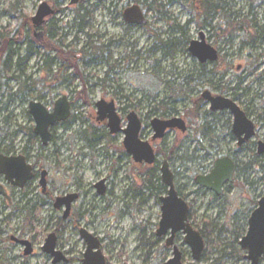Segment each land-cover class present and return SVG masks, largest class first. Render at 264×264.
Instances as JSON below:
<instances>
[{
  "label": "rangeland",
  "instance_id": "374dc122",
  "mask_svg": "<svg viewBox=\"0 0 264 264\" xmlns=\"http://www.w3.org/2000/svg\"><path fill=\"white\" fill-rule=\"evenodd\" d=\"M140 1L141 4L135 0H86L78 6H70V0H57L60 13L52 21L57 23L59 35L66 38L65 46L75 47L79 52L87 41V36L77 32V27L73 24L79 9L81 14H84V10L85 13L89 12L86 18L88 29L85 33L95 36L105 47L111 40L117 43L120 41V44H116L110 52V58L107 57L109 55L105 48V57L98 58L99 62L93 61L88 65L80 63L79 71L72 68L67 72L69 77H78L72 83L76 89L72 94L63 84L52 78L48 79L46 74L39 71L40 56L46 57L47 51L36 42L35 48L40 55L30 60L24 68V74L13 68L11 75L22 76V82L27 78L38 81L39 86H36L35 92L25 97H14V104L10 105V96L19 91L20 84L14 79L4 81L0 93V118L5 119L7 115L14 113V127L10 129L2 124L0 138L5 134L11 138L13 133L19 132L16 137L18 150L23 147L28 138L30 123L26 113L31 101L53 108L58 99L66 96L68 101L74 103L76 121L67 129L57 130L55 145L49 149L41 145L35 146L34 151L36 155L42 156L41 162L36 161L40 168L50 171L56 189H60L63 194L80 195L75 205L78 217L73 223L68 221L65 224L66 233L62 235L63 245L71 252L68 264H82L78 260L83 259L81 255L86 250L84 240L79 231L75 230L76 226L86 229L101 241V251L108 264H166L174 257L172 247L167 248L166 240L157 236L161 220L158 201L166 195L164 190L160 191L164 186L160 168L165 160L169 162L175 176L176 188L190 206L191 226L204 232L209 239L205 240V250L200 261L195 262L185 235L178 233L175 244L183 254V264H214L217 259H221L219 264H250L246 259L247 252L242 250L240 242L247 233L248 220L255 204L264 197V156L257 158V143L264 141V48L241 50L240 35L230 38L222 34L224 24H221V15L213 19L212 28L200 30L198 23L203 20H198L183 0L158 1V4L165 7L167 18L162 17L164 11H146L142 4L145 0ZM153 1L149 0L147 5ZM211 1L213 0H207L205 5L209 7ZM214 1L225 4L233 14L240 13L238 15L242 16L245 24L250 23L251 15H257L264 22V2ZM41 3L55 5L54 0H0V32L8 38L12 35L16 38L18 34L19 39L24 40L30 19ZM133 5H139L147 18V25L136 27V30L128 29L123 19V12ZM13 6L16 7L14 10ZM251 7L254 10L249 14ZM115 21L121 23V26L115 24ZM174 25L184 27L187 35H181V32L174 29ZM248 32L252 36V28ZM200 33H204L208 44L221 48V57L228 56L226 63L218 60L204 65L205 80H195V85L191 82L190 87L194 92L189 100L176 105L177 113L170 112L165 117L162 111L153 113L158 103L168 97L166 81L188 75H195L194 80L202 70L201 64L188 51L191 41L199 40ZM156 34L165 41L176 40L173 42L172 58L163 60L161 53L153 50ZM75 38H78V43L74 42ZM243 39L248 38L243 36ZM20 52L21 57L26 56V47L22 46ZM55 55V52H50V57ZM92 59L89 58L88 62ZM16 60L15 58L14 63ZM120 60L122 61L119 63ZM253 61L254 68L250 66ZM228 64L233 65L232 69H228ZM249 67L254 69L253 73H250ZM213 69L219 72L216 76L208 74ZM77 74H82L87 83ZM103 79L107 80L106 85L95 86ZM210 79L221 87H234L242 79L244 81L241 87L247 91H240L238 95L233 92H215L207 84ZM205 91L236 102L258 126L257 135L252 142L242 149L237 147L236 138L232 134L233 116L228 111L208 117V121L213 124L214 139L195 132L197 123L187 117L184 107H192V101L201 98ZM100 100L108 103L114 101L123 127H126L128 114L134 112L138 115L144 123L141 140L149 142L156 153H159L157 164L149 166L135 163L123 146L124 135L111 137L107 125L97 122L96 103ZM204 109L208 111V105L205 104ZM173 118L184 119L189 125L188 132L183 134L174 130L163 140L152 141L154 131L150 126L151 121ZM17 126L22 127L24 132L17 130ZM166 156L173 160L169 161ZM231 156L238 161L239 173L224 196L219 197L196 185V177L209 174L216 160ZM148 179L151 180L153 190L147 187L150 185L146 182ZM101 183L106 189L103 195L96 188ZM140 188L143 190H139ZM140 191L144 194L143 203L131 198ZM126 192L130 199L126 198ZM24 206L31 208L33 205L25 204L22 207ZM11 211L7 209L5 214L8 215ZM59 216L61 217L52 206L45 209L39 207L29 215L17 211L13 221L14 230L21 233L32 231L31 234L36 233L40 238L36 252L31 257H24L19 247L14 248L9 256V259L14 258L12 264H52V260L40 247L44 232L56 228ZM3 219L5 216L0 213V221ZM29 223H32V227ZM2 226L6 227V223ZM260 264H264V257Z\"/></svg>",
  "mask_w": 264,
  "mask_h": 264
},
{
  "label": "water",
  "instance_id": "95a60500",
  "mask_svg": "<svg viewBox=\"0 0 264 264\" xmlns=\"http://www.w3.org/2000/svg\"><path fill=\"white\" fill-rule=\"evenodd\" d=\"M86 0H70V6H78ZM55 15L54 10L47 3H41L34 15L32 22L35 27H41L45 20ZM124 21L127 25L144 27L147 19L139 5H133L124 11ZM43 32H36L37 42L43 40ZM199 40L191 41L189 53L201 64H213L219 59V52L206 42L204 33H200ZM202 99L208 103L211 112L228 111L233 116V134L238 139L239 146H242L255 136V125L248 118L246 113L232 99L215 96L210 91L202 94ZM97 122H106L110 135H124L123 146L135 163L153 165L157 156L151 144L140 139L142 130V121L134 112L128 114L127 125L122 127V119L117 113L114 101L108 103L100 100L96 103ZM29 114L32 117L35 128L34 134L38 136L44 146L50 141L49 128L56 123H62L68 120L70 116V103L67 97L58 99L55 103L53 112H49L43 104L31 101L29 103ZM151 128L154 131V140H161L165 137L168 130H177L181 133L188 131L185 120L174 118L170 120L153 119ZM259 155L264 153V145L259 143ZM235 171V164L230 158L218 159L214 163L213 170L209 175L196 177V185L207 191L221 196L223 188L227 183L232 182ZM161 179L167 188V195L161 199V221L157 231L158 237H163L171 232L167 241V247L173 245L175 236L178 233L185 235V241L190 247L192 258L195 262L200 261L205 250V240L201 233L195 230L189 222L190 208L188 203L179 195L175 185V176L170 169L167 160L163 161L161 168ZM0 175H4L12 185L23 187L33 178V168L27 164L24 157L6 158L0 155ZM98 193L104 194L103 183L97 186ZM75 196L58 200L56 208L66 204L65 217L69 215L70 205L75 200ZM81 237L86 244V250L83 255V264H107L106 258L101 251V243L98 238L81 230ZM240 246L247 251L246 259L250 264H259L264 256V197L259 203L249 220V229L246 236L241 240ZM44 252L50 254L54 260L53 264L66 262V258L61 253L55 252V238L50 236L43 247ZM31 254L30 245L25 251V255ZM182 255L177 248L174 249V257L166 264H182Z\"/></svg>",
  "mask_w": 264,
  "mask_h": 264
},
{
  "label": "flooded vegetation",
  "instance_id": "af4514ba",
  "mask_svg": "<svg viewBox=\"0 0 264 264\" xmlns=\"http://www.w3.org/2000/svg\"><path fill=\"white\" fill-rule=\"evenodd\" d=\"M198 1H200V0H198ZM252 1L253 2H264V0H252ZM54 2H55V5L51 6V8L54 10L55 15L52 16V17L47 18L45 20L44 24L41 27H35L33 25V22H32V19H33L34 16L31 17L30 24L28 25V29L26 31V38H27L28 41H30L32 39V37L36 41V38H35L36 32H43L44 36H43L42 42H45L44 49L47 51V55H46L47 59L50 58V50H49L50 46H51L50 45L51 44V41H50L51 37H50V32H49L50 25H51V23L54 22V20L52 21V18H54L57 14L60 13V10H59V8H58V6L56 4L57 0H54ZM13 10H14V6H13ZM142 11H143V9H142ZM13 13H14V11H13ZM143 13H144V11H143ZM238 14H240V13H238ZM123 16H124V12H123ZM238 16L240 17V26L241 25L244 26L245 25V22H243L244 19H242L241 15H238ZM117 23H118V21H115V24H117ZM118 25L121 26V23H118ZM249 25H250V27L253 30L252 37H251V39H243V36H244L243 33L244 32H242L240 34V38L242 39L241 47L242 48H252V49L264 48V22H261L260 19H258L257 15H251V23ZM76 27H77V31H78V26L76 25ZM126 27L128 29H133V30L137 29L136 28L137 26H130V25H127V24H126ZM242 30H243V28H242ZM58 32H59V30H58ZM2 35H3V33L0 32V39L1 40H2ZM13 36L14 35H12V37ZM60 37H62L64 39V41H65V39H66L65 37H63V36H60ZM42 42H38V43H42ZM118 43L120 44V41ZM118 43L114 42V40H111L109 42L108 46L106 47L107 53L109 55V56H107L108 58H110V52L114 49L115 45L118 44ZM215 49L219 52V50L221 48L218 47V49L217 48H215ZM219 54H220V52H219ZM108 58H107V60H108ZM124 59H122V60H124ZM122 60H120L119 63ZM48 79H49V77H48ZM77 79H78V77L76 75H73L72 77H70V80L68 82H65L62 86L66 87V89H68V91H70L73 94V93L76 92V89L73 88L74 85L72 83L75 80H77ZM68 84H69V86L67 87ZM215 96H217V95H215ZM201 99H202V95H201ZM55 103H54L53 108L47 106L46 109L49 112H53L54 107H55ZM69 103H70V116H69L68 120H66L65 122L56 123L52 127L49 128L50 141H49L48 145L44 146L42 144L41 139L34 134L35 123H34L32 117L30 116L29 112L26 113V116H27V121L30 123L29 124V130L32 131V133H30L28 131V133H27L28 138L26 139V141L23 144V147L20 150H18V145H17L18 143H17V138H16L18 136L19 132L13 133L11 135L12 136L11 138H9L6 134L3 136V138H0V155L1 156L6 157V158L24 157L26 162H27V164L31 165L32 168H33V178H32V180L30 182H28L26 185H24L23 187L12 185L10 182L7 181V179H6V177L4 175H0V213L2 214V216H5V219L0 221V264H12V262L14 261V258L12 257V259L11 258L9 259V256H11L12 252H14V248L19 247L21 249V254L24 255V257H31L36 252L37 241H38V238H40V237H38V235H36V233H34L35 235L31 234L32 231H29V233H27V232L26 233H21V232H18L17 230H14V228H13V226H14L13 225V221H14V218L16 216L17 211L25 212V213H27L29 215V214H32L34 211L38 210L39 207L45 209V208H48L50 206H52L54 211L57 214L61 215V217L60 216L58 217L56 228L54 230H52V231H48L47 230L46 232H44V238H43L44 240L42 241V245H41L40 249L47 257H49L52 260V264H53L54 258L50 254L44 252V250H43V247L45 246L46 240L50 236L53 235L54 238H55V252L56 253H61L66 258V262H62L60 264H68L70 262L69 259H68V256H70L71 252L67 251L66 247L63 245L62 235H64L66 233L65 224L68 221H71L73 223L76 220V218L78 217V213L76 212L75 205L79 201L80 195L78 193L63 194L60 191V189H56L55 188V181L52 180V176H51L50 171H48V170H46L44 168H40L38 163H37V161H36V159H37L38 161L40 160L39 162H41L42 161V156L41 155L40 156L36 155L34 153L35 146H40L41 145L44 148L49 149L50 146L55 145L56 142H57V138H56L57 137V134H56L57 130H59V129H67L76 121V116H75V113H74L75 105H74V103L71 100L69 101ZM204 103L206 105H208V103H206L205 101H204ZM12 104H14V95L11 96V100H10V105H12ZM208 107H209V105H208ZM208 110L210 111V109H208ZM212 113L215 115L217 113H222V112H212ZM0 116H1V111H0ZM98 123H100V122H98ZM101 123L107 125L106 122H101ZM2 124L6 125L10 129H12L14 127V113H10L9 115L6 116L5 119H1L0 118V126ZM254 125H255V136L252 139H250L248 142L243 144L242 146H239L238 139L234 136L236 138L237 147L239 149H242L245 145H247L248 143L252 142V140L256 137L257 131H258V126L256 124H254ZM187 126L189 128L188 124H187ZM195 128H197V127H195ZM17 130H20V131L24 132V129L22 127H20V126H17ZM143 130H144V123L142 121L141 133H142ZM172 131H174V130H172ZM172 131L168 130L166 132V135L169 132H172ZM0 133H1V131H0ZM141 133H140V139H141ZM232 134H233V132H232ZM166 135H165V137H166ZM110 136L112 137L114 135H110ZM163 139H161V140H163ZM161 140H154L152 138V141H161ZM260 142H262V145H264V141H259L257 143V158L264 156V153L261 154V155H259V153H258L259 143ZM154 151H155V154H156V156L158 158V154L159 153H156L155 149H154ZM224 158H230L234 162L235 171H234V174H233L232 182L227 183L224 186L221 196H224L225 193L227 192L228 188L236 181L237 174L239 173V170H238L239 169V165H238L237 159L234 158L233 156L224 157ZM155 164H157V161L155 162ZM155 164L150 165V166H154ZM209 174H205V175H202V176H206V175H209ZM96 188H97V186H96ZM103 189H104V193H105L106 189H105L104 185H103ZM150 189H152V188H150ZM156 189H158V188H155V190ZM165 189L166 190L164 192H166V195H167V191L168 190H167L166 187H165ZM97 190H98V188H97ZM139 190H143V188H140ZM162 190L163 189L161 187L160 191L162 192ZM177 191H178V189H177ZM178 192H179V195L184 199L185 197L182 195V193L180 191H178ZM73 196H75L76 198L70 205L69 215L67 217H65V212H66V204H65V202H62L63 204L59 208H56L55 205L57 204L58 200H60V203H61V200H64L65 198L73 197ZM165 196H163V197H165ZM163 197H160L159 201H158V205H159L160 209H161V206H162L161 199ZM126 198L130 199V195L127 192H126ZM131 198L137 200V202H139V203L142 202V201L144 202V200H145L144 199V194L141 193V191L138 194L132 195ZM260 201L255 204V207H254L253 211L250 214L249 220H250L251 215L253 214V212L256 209L259 208ZM25 204H28V205L31 204L33 206L31 208H29L28 206L22 207ZM189 208H190V206H189ZM7 209H11L12 210L11 213L8 214V215L5 214V211ZM138 210H140L139 207H138ZM3 214H5V215H3ZM161 215H162V212H161ZM33 218H32V221H33ZM191 218H192V213H191V210H190L189 222H190ZM249 220H248V229H249ZM3 223L4 224L6 223V227L2 226ZM7 223H8V225H7ZM29 225H31V227H32V223H29ZM83 229L84 228H81L80 226H76L75 227V230L79 231L80 237H81V230H83ZM84 230H86V229H84ZM14 232H16L15 236L13 235ZM247 232H248V230H247ZM7 233H9L11 236H8L9 235L8 234L7 237H6ZM18 233H21V235H18ZM170 236H171V232H168V234L166 236L160 237V238H163V239L166 240L165 241L166 247H167V241H168ZM81 239H82V237H81ZM175 240H176V236L174 238L173 245L170 246L173 249V253H174V249L175 248H177L178 251L180 252L179 248L175 244ZM100 243H101V241H100ZM28 244L30 245L31 254L26 256L25 255V251H26V249L28 247ZM101 245H102V243H101ZM170 247H167V248H170ZM180 253H181L182 258H183L182 252H180ZM83 255H81L82 258H83ZM82 261H83V259H81V258L78 260L79 263H82ZM181 261H182V264H183V260H181ZM106 263L108 264L107 260H106Z\"/></svg>",
  "mask_w": 264,
  "mask_h": 264
},
{
  "label": "trees",
  "instance_id": "16d2710c",
  "mask_svg": "<svg viewBox=\"0 0 264 264\" xmlns=\"http://www.w3.org/2000/svg\"><path fill=\"white\" fill-rule=\"evenodd\" d=\"M149 0H145L142 4L145 6L146 11H156V12H163L162 17L167 18L166 16V10L163 5L158 4L159 0H154L153 3L148 4L147 2ZM234 1V0H229ZM136 3L141 4L140 0H135ZM184 3H186L194 15H196V18L198 20L202 19L203 21L201 23H198L199 29L203 30L206 28H212L211 22L213 19L221 15L223 16L221 24L223 23V27L221 29V32L224 36H228L230 38H237L242 32L243 35L251 39V35L249 34V30H251V27L249 24L246 23L244 26H240V17L237 13L233 14V12L228 9L225 4H222V2H215L214 0L211 1V4L209 7H207L205 4L207 0H183ZM173 3V2H172ZM56 4H58L56 2ZM16 8V7H14ZM254 8L251 7L249 14L253 13ZM84 14H81V10H77V15L73 19V24L78 26L79 33H83L85 36H87L86 43L82 46L81 50L79 52L76 51L75 47L72 48V46H65L64 39L60 37L59 32L57 30V23H51L50 25V37H51V46H50V52H55V57H50L47 59V57L40 56V62L41 67H39V71L46 74L49 78L54 79L59 84H64L65 82H68L70 80V77L67 76V72L71 70L72 68L79 71V66L81 64H91L93 61L99 62L98 58L105 57V46L101 45L100 42L96 39L95 36H92L88 33H85V31L88 29V25L86 23V18L89 15V12L85 13V10L83 11ZM169 21V20H168ZM244 22V21H243ZM244 24V23H243ZM243 28V30H242ZM174 29H176L178 32H181V35L186 36L187 33L184 32L185 28L180 27L179 25L175 26ZM157 35V34H156ZM17 37H6L5 35H2V43L0 44V93L3 89V83L4 81H8L9 79H14L19 82L20 89L17 93L13 94L14 97L18 96H27L29 93L35 92L36 86L40 83L38 81H32L30 78H27L22 82V76H15L11 75L13 68H15L18 72H21L24 74V68L25 66L30 62V60L34 57H37L40 55L37 48H35L36 41L34 39H31L30 41L27 40L25 37L24 40H20L18 34ZM75 43H78V38H75ZM176 42L175 39H169L167 41L162 40L161 36L157 35V38L155 39V45H154V51L160 52L162 55L163 60L167 58L173 57L174 49L172 48L174 46V43ZM26 47V56L21 57V47ZM40 46L45 47V42L40 43ZM18 47V49L16 48ZM14 48V49H13ZM75 49V50H74ZM168 49V51H166ZM255 50L252 48H241V50ZM64 50H69L68 52H64ZM226 57H219V62L226 63ZM15 58L16 63H14ZM89 58H93L92 61L88 62ZM101 58V59H102ZM250 58V56L248 57ZM102 63V61H100ZM255 62H251L250 66H253L254 68ZM228 69H232L233 65L228 64ZM55 68V70H54ZM202 70L196 75V79L193 80L194 77L191 75H188L187 77L184 76H178L177 78H172L169 81H166L165 84L167 85V89L169 90L168 97H165L162 99L158 106L153 110V113H157L159 111L163 112V117H165L167 114L171 113H177V104H181L184 101H187L192 96L194 89L190 87L191 82L196 84L197 81H204L205 80V74L206 69L204 66L201 67ZM250 73L254 72V69L252 67H249ZM219 72L216 71V69L211 70L208 74L210 76H216ZM80 78H82L85 83L86 80L83 77L82 74H77ZM179 80V83L177 81ZM198 81V82H199ZM244 80L240 79L237 84L234 87H221L219 85H216L213 83V79L209 80V86L214 89L215 92L220 93H227V92H233L234 95H238L240 91H247L246 89H242V82ZM107 80L103 79L100 80L98 83L95 84V86L105 84L106 85ZM31 83V84H30ZM29 84V85H28ZM39 86V85H38ZM230 86V85H229ZM12 96V95H11ZM10 96V98H11ZM171 105V106H170ZM205 103L201 98H197L196 100L192 101V107H189L188 105H185V111L188 118H190L193 121H196L197 128H195V132L198 134H202L204 136L210 137V139H214V128L213 124L208 121V117L215 116L212 112L209 110L207 111L204 109ZM30 133L32 131L29 130ZM95 135V134H93ZM174 155V154H173ZM169 161L173 160L172 157L166 156ZM158 170V168H157ZM159 180V179H158ZM160 181V180H159ZM150 185H147L148 188H151V180H146ZM162 189L165 191V187L162 186ZM203 238L205 240L208 239V235H205L204 232H201ZM209 240V239H208ZM221 259H217L214 264H219Z\"/></svg>",
  "mask_w": 264,
  "mask_h": 264
}]
</instances>
